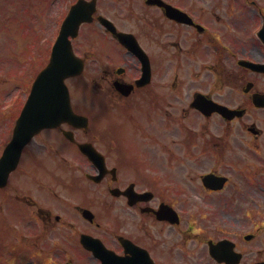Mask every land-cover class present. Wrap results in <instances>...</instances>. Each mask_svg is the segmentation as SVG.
Returning <instances> with one entry per match:
<instances>
[{
	"label": "flooded vegetation",
	"instance_id": "1",
	"mask_svg": "<svg viewBox=\"0 0 264 264\" xmlns=\"http://www.w3.org/2000/svg\"><path fill=\"white\" fill-rule=\"evenodd\" d=\"M86 1L66 80L87 125L40 130L0 185L27 258L264 264V0Z\"/></svg>",
	"mask_w": 264,
	"mask_h": 264
},
{
	"label": "rangeland",
	"instance_id": "2",
	"mask_svg": "<svg viewBox=\"0 0 264 264\" xmlns=\"http://www.w3.org/2000/svg\"><path fill=\"white\" fill-rule=\"evenodd\" d=\"M34 6L38 8L33 7L30 11L27 8L29 0H0V87L4 86L0 89V98H5V100L14 92L12 87H9L12 84L13 71L27 66L31 69V62L26 61L28 60L26 56H29L32 48L43 49V38L54 31L50 28L53 26L50 16L47 19V13L40 8L42 5L36 3ZM32 13L41 16L45 24V30L39 29L40 19L38 18V25L33 28V32L37 31V33H33V36L28 34L29 30L26 29L27 23L33 24L34 19L37 21L36 16L28 18V15L31 17ZM1 220L0 217V264H29V260L21 262L15 252L17 247L28 243L25 241V234L12 231Z\"/></svg>",
	"mask_w": 264,
	"mask_h": 264
},
{
	"label": "water",
	"instance_id": "3",
	"mask_svg": "<svg viewBox=\"0 0 264 264\" xmlns=\"http://www.w3.org/2000/svg\"><path fill=\"white\" fill-rule=\"evenodd\" d=\"M79 19L76 20V25L78 23ZM75 25V26H76ZM74 25H72L71 27L73 28ZM63 32V30L61 31ZM68 33H71V34H74L75 33V30H70ZM63 35L65 36L66 34H64L63 32ZM60 38L58 37V40H57V43L56 45L54 46V51H53V55L56 54L57 52H59V48H60ZM69 52V51H68ZM73 67V65L71 66ZM78 69V68H77ZM77 71H75L74 73H76ZM53 73V67L52 65H49L48 67H46L41 73L40 75L38 76V78L35 80V83H34V89H33V98L37 97V96H40L42 94V87L44 85V87L46 85H48L47 81L49 76L52 75ZM59 85H61L62 83V80L63 78L67 75H70L72 74V72L70 71H63V72H60L59 73ZM31 105H26L22 111V113L24 114H28V113H32L34 110L33 109H30ZM57 110H55L56 112L59 111V107L58 105H55L54 106ZM62 108V110H66L68 109V103L67 102H64L61 104L60 106ZM21 113V114H22ZM61 119H67L66 117H63ZM60 119V120H61ZM59 121V120H58ZM48 120H46L45 117L43 116H34V117H25V116H21L18 120V124H17V127H15V136L17 135H25V134H29L31 135L32 133H34L35 131H37L40 127L44 126V125H48V124H44V123H47ZM51 124V123H49Z\"/></svg>",
	"mask_w": 264,
	"mask_h": 264
}]
</instances>
